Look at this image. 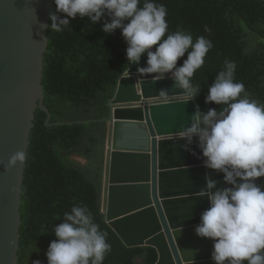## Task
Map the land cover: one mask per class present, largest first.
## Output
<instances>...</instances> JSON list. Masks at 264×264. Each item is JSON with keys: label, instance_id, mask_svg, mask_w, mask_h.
Listing matches in <instances>:
<instances>
[{"label": "water", "instance_id": "95a60500", "mask_svg": "<svg viewBox=\"0 0 264 264\" xmlns=\"http://www.w3.org/2000/svg\"><path fill=\"white\" fill-rule=\"evenodd\" d=\"M52 1L0 0V264H18L23 181L38 108L52 125L43 88ZM146 60L147 53L120 79L103 120L109 130L105 220L127 247H156L155 264H215L213 241L195 232L210 206L198 192L212 173L198 138L190 150L177 138L200 108L198 99L183 102L184 90L172 79L137 73ZM160 89L173 94L167 103ZM74 123L85 122L56 125ZM17 152L23 160L10 164Z\"/></svg>", "mask_w": 264, "mask_h": 264}, {"label": "trees", "instance_id": "16d2710c", "mask_svg": "<svg viewBox=\"0 0 264 264\" xmlns=\"http://www.w3.org/2000/svg\"><path fill=\"white\" fill-rule=\"evenodd\" d=\"M156 2L167 8L169 31L182 29L194 39L205 36L212 41L204 65L192 78L201 89L196 96L201 111L219 108L206 104L205 97L225 60L235 62V78L243 82L249 97L264 104V0ZM55 8L53 0L51 12ZM102 25L103 20L95 25L77 16L62 32L48 29L43 88L52 125H46L47 114L38 108L23 181L18 264L37 260L48 264L46 252L56 239L53 225L63 222L64 212L73 204L87 205L108 233L112 247L103 264H155L159 259L154 246L127 247L105 220L109 130L103 120L131 64L121 31L107 35ZM77 121L85 123L56 125ZM211 173L222 179L221 174ZM261 182L264 178L257 181Z\"/></svg>", "mask_w": 264, "mask_h": 264}, {"label": "clouds", "instance_id": "9594fccd", "mask_svg": "<svg viewBox=\"0 0 264 264\" xmlns=\"http://www.w3.org/2000/svg\"><path fill=\"white\" fill-rule=\"evenodd\" d=\"M54 4L48 26L51 32H62L77 16L87 17L95 25L103 20L105 34L121 31L127 63L139 64L147 53L146 66L138 67L137 73L155 80L172 79L176 88L184 90L180 94L183 102L201 93L192 78L204 65L212 41L205 36L194 39L182 29L169 31L163 3L54 0ZM235 74V62L225 60L205 97L206 104L215 103L219 108L201 111L197 106L177 138L186 141L181 145L185 150L198 138L204 166L222 175V179L206 177V187L198 192L199 197L208 198L210 206L201 213L195 232L213 241L211 259L215 264H264V182L257 183L264 178V104L249 97ZM158 95L167 103L173 94L160 89ZM18 160H23L20 152L9 163ZM53 233L56 239L46 252L48 264H103L111 252L108 233L101 230L87 205L73 204L64 212L63 222L53 225Z\"/></svg>", "mask_w": 264, "mask_h": 264}]
</instances>
